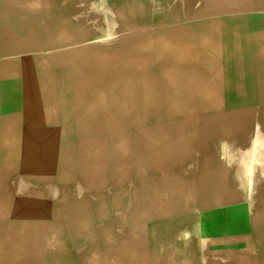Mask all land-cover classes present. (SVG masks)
Wrapping results in <instances>:
<instances>
[{
  "label": "bare ground",
  "instance_id": "obj_1",
  "mask_svg": "<svg viewBox=\"0 0 264 264\" xmlns=\"http://www.w3.org/2000/svg\"><path fill=\"white\" fill-rule=\"evenodd\" d=\"M63 1L0 0V169L58 174L48 202L3 182L0 251L264 264V197L249 191L264 174V0L183 18L182 0H125L109 14L128 32L104 42L101 10L63 16Z\"/></svg>",
  "mask_w": 264,
  "mask_h": 264
},
{
  "label": "rangeland",
  "instance_id": "obj_2",
  "mask_svg": "<svg viewBox=\"0 0 264 264\" xmlns=\"http://www.w3.org/2000/svg\"><path fill=\"white\" fill-rule=\"evenodd\" d=\"M124 1L125 0H64L63 1L64 4H67L68 3L70 9L68 8L67 10H64L63 12H61V14L62 15L65 14L63 16H68V15L69 16H72V15H74V16H80L81 14L82 15H86L92 9L101 10V12L103 14L101 20L103 22H105V27L102 28V31L97 35V39H95V38L93 39L94 41H98L101 38L98 41V42H101L103 40L105 41V39L108 40V39L118 38L119 36H121V35H123V34H125V33L128 32L127 29H125V27H123L121 25H118V23L115 22V19H113V18L111 19V15L109 14V12H111V8L112 7H114L116 5L119 7V6L122 5V3H124ZM138 1L140 2V4L143 3L144 5L145 4L148 5L149 3H152V0H138ZM158 1H161V0H158ZM63 2H61V3H63ZM207 2H208L207 0H182V5H184L185 8H183L182 11H181V13H179V17L181 16L183 18V17L195 16V15H198V14H201V13L202 14H211L212 12H214V10L216 9V7H214V5L213 6H211V5L209 6L207 4ZM45 3H46L45 5L49 6L50 8H56V7H58V6L61 5V4H58V5L57 4H52V3H50V0H49V2H45ZM189 4L191 5L192 9H188L186 7ZM96 5H97V7H96ZM245 7H246V5L243 6V8H245ZM85 9H87V10H85ZM144 13L145 14H143V16H146L148 14H151L150 12H147V11H145ZM34 98H36V100L39 101V98H37V97H34ZM125 98L126 99H123V100H127V101H131L132 100V98H130V97H125ZM148 98L151 99L152 96H149ZM57 99L61 103L62 100H64V97H57ZM110 100H112V99H110ZM34 109H29V108H26L25 109V108H23V110L21 112H25V111H29V110H34ZM160 113H161V111L159 109H157V110L155 109L154 110V113L148 112L146 114L149 116V118L152 121H156V118H158V116L160 115ZM134 126L136 127L137 125L134 124V125H131L129 127H126V129H125L124 132L127 133L128 131H131L132 129L135 130ZM28 162H29V160H27L25 162V164H29ZM3 169L4 168H1L0 169V188H1V186H3V182L6 183L5 185H6L7 188L12 183L11 184L12 187L14 186L16 190H19L20 191V194L27 195V192H28V195L29 194H33L34 192L41 193L44 196V198L46 199L47 202L49 200L51 201V199L54 198L55 191H56L55 180H56L58 174H56L55 171L49 173L48 166H47V170H46L47 171L46 172L47 175L45 174L46 176H44L40 180H35V181L32 180V179H30V177L25 176V173L22 174V173L15 172V174L13 173V174H10V175H8V174L6 175L5 171H3ZM29 179H30V181H29ZM249 191L251 192L252 195H254L257 198L264 197L263 195H261V194H264V174L262 172H258L256 174H253V185L249 189ZM62 192H66V190L62 189ZM59 193H61V192L59 191ZM232 193L233 192H231V194ZM57 194H58V192L56 193V196H57ZM214 194H213V196L215 198V202L217 203V200H218L221 203V204L217 203V205H215L216 207H213V208H215L214 210H218L219 209L220 212H224V211L225 212H229L230 209L232 207H234L233 205H230V204H227V205L222 204V202H223V200H224L225 197H223L220 194L219 195H214ZM229 197L232 198V196H229ZM252 200H255V199H252ZM210 211H212V210H208L206 212L207 213H210ZM201 212H204V209Z\"/></svg>",
  "mask_w": 264,
  "mask_h": 264
},
{
  "label": "crops",
  "instance_id": "obj_3",
  "mask_svg": "<svg viewBox=\"0 0 264 264\" xmlns=\"http://www.w3.org/2000/svg\"><path fill=\"white\" fill-rule=\"evenodd\" d=\"M40 257V258H39ZM34 258V260H33ZM21 259V260H29L30 261H35V260H41L42 261L38 264H43V263H53V264H62L60 263L61 259H64L62 257H59L58 254H41L40 253H33V252H25V253H20V252H16V251H0V264H12L14 263L16 260ZM76 259V258H75ZM65 260V259H64ZM76 260H79V258H77ZM81 260V259H80ZM80 260L77 262V264H81ZM52 261V262H50Z\"/></svg>",
  "mask_w": 264,
  "mask_h": 264
}]
</instances>
